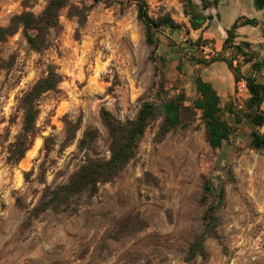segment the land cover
Returning <instances> with one entry per match:
<instances>
[{"label":"rangeland","instance_id":"rangeland-1","mask_svg":"<svg viewBox=\"0 0 264 264\" xmlns=\"http://www.w3.org/2000/svg\"><path fill=\"white\" fill-rule=\"evenodd\" d=\"M145 1L152 17L170 15L184 29H194L183 0ZM47 2L0 0V27L25 10L40 14ZM195 3L209 19L189 33L183 48L168 39L167 52L159 37L158 46L147 42L135 0H71L43 51L31 48L22 29L0 42V264H187L206 209L218 199L205 193L207 180L225 189L217 211L220 237H207L208 256L192 263L264 264V150L251 146L252 128L243 117L249 98L238 96L237 85L221 103L232 102L243 122L235 124L225 113L235 129L221 147L210 145L200 110L184 116L187 127L164 137L161 117L147 128L136 157L93 197L78 195L64 211L36 209L46 187L66 183L87 154L110 155L103 109L120 121L132 120L144 102H160L162 81L168 96L185 91L186 104H193L196 90L183 87L182 79L168 80L170 48L187 57L178 63L185 72L197 59L233 56V49L224 50L221 27L241 12L258 14L260 28L250 30L264 36V9L254 12L252 0H221L207 10L200 0ZM49 64L63 80L42 97L39 134L15 163L9 156L23 126L19 99ZM200 65L205 77L227 79L225 63ZM87 130L97 138L80 150Z\"/></svg>","mask_w":264,"mask_h":264},{"label":"trees","instance_id":"trees-1","mask_svg":"<svg viewBox=\"0 0 264 264\" xmlns=\"http://www.w3.org/2000/svg\"><path fill=\"white\" fill-rule=\"evenodd\" d=\"M96 3L103 0H94ZM139 14L138 17L147 27V42L158 46L159 38L156 31H161L163 27L173 29L182 28L170 16L154 18L149 14L148 4L145 0H135ZM185 13L190 16V22L194 29H200L206 20L209 19L203 12L198 11L195 0H183ZM203 10L211 7H218L221 0H200ZM71 0H48L45 9L40 14L25 10L13 16L8 26L0 27V42L6 41L10 36L15 35L22 29L31 48L36 51H43L49 47V35L51 29L59 26L61 11L70 5ZM257 10L264 9V0H253ZM261 25V21L256 18L239 16L234 24L227 30L228 37L224 42V50L233 49L234 55L226 56L224 52L219 53L211 59H197L196 63L209 66L214 62H226L232 70L236 83L241 78H246L251 93L246 103L248 109L244 116L252 128L251 146L256 150H264V132L260 128L264 125V60L260 59L256 50L252 49L249 42L236 43L235 37L237 29L242 25ZM201 39L194 41L200 44ZM251 66V71H244L243 67ZM63 80L62 74L55 64H49L46 75L40 78L26 91L19 99V110L23 112V126L17 140L13 143L10 152V160L17 163L21 161L26 152L33 146L34 140L39 134L38 119L40 116V101L42 97L57 91ZM197 87V97L192 105H187V95L185 91H180L175 96H168V90L162 81L157 92L160 102L146 101L139 109L137 116L132 120L120 121L110 111L102 110V120L110 136V155L106 157H92L87 154L78 169L70 176L66 183L56 186H47L36 209L44 212L48 209L64 211L72 204L73 200L82 194L93 197L99 190L101 184L113 181L121 171L133 160L139 148V143L143 138L147 128L153 120L163 118L160 136H166L170 131L179 127H187L184 116L192 114L195 116L197 110L202 112V119L206 124L208 140L213 148L223 145L225 140H229L234 126L224 117L225 113H230L234 117L235 124L243 122L242 115L235 110L234 104L229 102L222 106L221 97L212 85L201 76L195 79ZM75 135L73 134V139ZM97 138L94 131L87 130L84 137L79 142V149L84 150ZM205 193L215 195L218 199L206 209L204 214V230L196 237L190 245L187 264H193L192 260L201 255L207 257L208 252L205 246L207 237L219 238L217 227L220 219L217 215L218 209L224 204L225 189L215 188L211 180L205 183Z\"/></svg>","mask_w":264,"mask_h":264},{"label":"crops","instance_id":"crops-1","mask_svg":"<svg viewBox=\"0 0 264 264\" xmlns=\"http://www.w3.org/2000/svg\"><path fill=\"white\" fill-rule=\"evenodd\" d=\"M252 4H253V8H254V12H258L260 10H257L254 2L252 0ZM247 13L245 12H241L239 13L238 16H236L235 18H233V20L231 22H229L228 25L221 27L222 31H223V38L222 41L223 43L225 42L226 38L228 37V32L227 30L229 28H231V26L234 24V22L236 21V19H238L239 16H246ZM248 17V16H246ZM251 18H256V19H260V17L258 16V14H254L252 15ZM188 26L186 27L187 29H184V27L179 28V29H173L170 27H166L164 30L158 31L157 32V36L161 39V41L163 42V44L161 46H163V49L161 48L162 51H168V47H167V40H172L176 43H178V48L179 46L181 48H183L184 43H182L183 40H186L187 37L189 36L190 32L193 31H200V29H191L188 28ZM260 28V25H242L239 26L237 29V35L235 37V42L236 43H241V42H249L252 45V49L256 50L259 54L260 59L264 60V36H261V34L258 31H253V29H257ZM252 29V30H250ZM186 30V32H185ZM186 34V37H184ZM171 53H169V55H167L168 58V67H166V69H168V80L170 82L177 80V79H182L183 80V87H186L187 85L190 87V90H196L197 92V87H196V82L195 79L198 76H201L204 81L210 83L212 85V87L217 91L218 95L221 97V100H229V96L234 94V88L235 85L237 84L235 81V77L234 74L232 72V70L229 68L228 64L226 62L223 61H217L212 63L211 65H214L218 62L221 63H225L226 67H227V79H223V78H217L215 76H210V77H205L204 73V69H202V66L196 62L193 61V63H191V65L189 64V68H188V72H185L184 67L183 68H179V62L183 59L186 60L187 57L185 58H180L179 54L175 51L172 50V48H170ZM209 65V66H211ZM208 66V67H209ZM243 70L248 72L251 71V66L250 65H246L243 67ZM183 71V72H182ZM264 76V73H263Z\"/></svg>","mask_w":264,"mask_h":264},{"label":"built area","instance_id":"built-area-1","mask_svg":"<svg viewBox=\"0 0 264 264\" xmlns=\"http://www.w3.org/2000/svg\"><path fill=\"white\" fill-rule=\"evenodd\" d=\"M237 93L238 96H243L245 97V99L250 98L251 93L248 87V82L246 80V78H241L238 82H237ZM110 103V102H109Z\"/></svg>","mask_w":264,"mask_h":264}]
</instances>
